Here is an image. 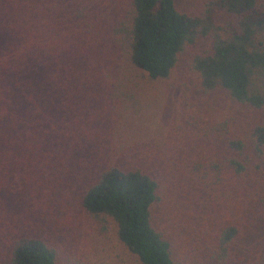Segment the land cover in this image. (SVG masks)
<instances>
[{"label": "rangeland", "instance_id": "rangeland-1", "mask_svg": "<svg viewBox=\"0 0 264 264\" xmlns=\"http://www.w3.org/2000/svg\"><path fill=\"white\" fill-rule=\"evenodd\" d=\"M175 1L189 16L214 8V28L186 45L169 77L157 81L132 69L124 47L108 36L95 56L110 74L102 81L108 91L86 96L78 115L90 118L105 158L157 180L152 223L170 241L176 264H264V148L251 134L264 125V110L234 102L223 90L205 91L193 67L237 18L220 9L219 0ZM36 2L53 28L76 34L69 45L84 50L92 42L87 31L102 26L96 13L110 0ZM69 156L47 172L23 173L24 188L10 204L19 231L46 242L56 264H140L118 240L111 219L83 208L87 176L79 158L87 156ZM232 226L238 233L225 254L219 237ZM8 247L1 238L0 264H7Z\"/></svg>", "mask_w": 264, "mask_h": 264}, {"label": "trees", "instance_id": "trees-1", "mask_svg": "<svg viewBox=\"0 0 264 264\" xmlns=\"http://www.w3.org/2000/svg\"><path fill=\"white\" fill-rule=\"evenodd\" d=\"M218 4L237 24L217 34L212 50L196 57L193 67L205 91L223 90L234 102L262 111L264 4ZM106 7L96 13L102 26L87 31L92 42L83 50L69 45L76 34L53 28L51 16L36 0H0V239L9 240L7 264H56V253L46 242L19 231L10 204L24 188L23 173L47 172L73 153L87 156L79 158L87 176L85 211L111 219L118 240L140 264H176L170 241L152 223L157 180L105 158L90 118L78 114L86 107V96L108 91L102 81L110 74L95 57L102 40L112 35L126 50L132 69L152 81L164 80L185 46L214 28V8L189 16L175 0H110ZM251 134L257 148H264V125ZM237 233L233 226L222 231L223 253Z\"/></svg>", "mask_w": 264, "mask_h": 264}]
</instances>
